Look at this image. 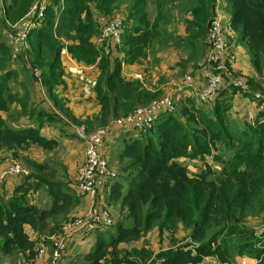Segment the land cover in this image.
I'll use <instances>...</instances> for the list:
<instances>
[{
	"label": "trees",
	"instance_id": "obj_1",
	"mask_svg": "<svg viewBox=\"0 0 264 264\" xmlns=\"http://www.w3.org/2000/svg\"><path fill=\"white\" fill-rule=\"evenodd\" d=\"M35 1L4 0L6 19L17 23ZM54 1L56 7H50L40 27L29 34L20 59L26 57L41 71V83L44 86L48 83L50 96L62 111L65 99L58 97V91L67 87L65 50L72 60L97 66L100 71L90 89L96 94L101 109L83 121L86 129L92 130L93 122L108 126L116 118L134 111L142 97H159V92H150L140 81L123 77L122 66L142 62L161 33L158 25L163 21L164 10L178 0L131 1L127 23L126 18L123 20V32L129 31L123 43V58L115 51L103 56L97 48L101 24L96 13L111 15L121 0ZM202 1L196 8L199 14L204 11ZM225 1L230 12V31L237 32L239 39L246 42L253 64L258 71H263L264 0ZM149 2L157 10L154 22L148 19ZM205 2L207 17L209 2ZM211 18L208 25L206 18L202 24L195 22L206 33L207 44ZM170 19L169 15L167 21ZM131 20L133 23L129 24ZM0 22H4L1 17ZM62 38L72 44L61 43ZM10 61V49L0 41V112L9 113L11 105L16 103L21 109L20 115L8 114V119L16 121L19 128L0 115V151H11L15 157L31 147L46 152L57 149L59 141L42 134V129L51 127L61 116L30 107L32 102L27 92L22 97L13 93L9 87L10 80H15L14 71L2 73ZM32 76L38 80L33 73ZM245 81L254 86L252 80ZM229 93L252 96L224 89L217 92L214 101L201 105L202 108L184 104L174 113L162 114L151 129L119 127L125 132L119 136L109 129L104 151L117 169L118 177L106 182L100 190L99 198L100 201L104 198V203L99 204L109 209L112 218V211L118 210L119 218L116 222L113 218L112 226L94 232L97 236L94 248L77 255L79 261L62 264H136V257H124L119 247L137 242L154 230L159 236L160 252L155 254L146 249L138 254L146 259L154 255L151 264H203L208 258L226 263L237 255H248L257 264H264V233L259 237L255 229L244 223L261 211L259 206L263 203L264 125L246 124L243 130L236 129L228 116ZM20 117L34 120L35 124L21 125ZM112 145L118 153L117 161L108 153ZM209 158L213 165L205 163ZM180 160L200 161L202 165L204 162V167L191 173ZM47 167L48 164H39V172L25 177L10 197L0 196V256L20 253L31 260L36 241L30 235L39 236L46 231L57 234L63 230L62 220L58 218L69 219L77 207L78 198L67 183L40 173ZM41 189L50 198L47 208L28 200L31 193ZM183 228L188 239L179 242L181 229L180 241L186 237Z\"/></svg>",
	"mask_w": 264,
	"mask_h": 264
},
{
	"label": "rangeland",
	"instance_id": "obj_2",
	"mask_svg": "<svg viewBox=\"0 0 264 264\" xmlns=\"http://www.w3.org/2000/svg\"><path fill=\"white\" fill-rule=\"evenodd\" d=\"M37 1L38 0H36L35 3ZM60 1H62V0H60ZM131 1L132 0H121L118 4L119 6L117 5L118 6L117 9L111 15L104 14L101 11L100 12L102 14L98 12L99 15H97V18L101 24V34L97 37V48L100 50L101 55L108 56L109 54L106 53L107 51H109V53H110V52L118 49V53L121 54L122 58L124 57L125 54H124L123 50H125V49H123V43L125 41L127 34L129 33V31H125V32L122 31V34H121L122 43L121 44H116L114 41H112L110 39H106V40L101 41V37H102V31L105 28V26L109 22H111L116 15H119L123 20H124V18H126V23H127L128 9H129V6L131 4ZM178 1L173 2L168 8H166V10H164V12L161 16L163 21L160 22V24L158 25V26H160L161 33L156 38L152 48L147 51L146 57L142 60V62L140 64H135L132 66H126L129 68L130 74H132L134 76H136L137 74L139 75L140 78L135 79V80L140 81L141 84L143 85V87H145L146 89L147 88L149 89V87H152V90H155V91L154 92L150 91V92H152L154 94H156L157 92L160 93L159 97H155L154 99H148L146 97H142L141 99H139V102L137 103V105H139V106L135 107V109L138 107H146L150 103H152L153 101H155L157 99H161L164 97H170L167 94L170 93L175 88V86L173 87V86L166 85V86L162 87L163 83L167 79H169L168 75L170 74L171 77H175V78H182V77L184 78V75H186V71L188 70V66L186 65L187 63H185V62H180L178 64H174V65H170V66H166V67L163 66L164 60L169 59V57H171V53L168 52V48H170V47H175V48L180 47L181 48V45L183 44L182 43L183 39L180 36H176L172 32L169 31V30L173 29V27L171 26L172 22L170 20L167 21V17L169 15L171 16V12L174 9L182 11V14L184 11L186 13V11H187L186 9L188 7L187 3L186 2H182V3L180 2V4H178L177 3ZM184 1H186V0H184ZM48 3L50 4L51 9H54L56 7V3L54 0H48ZM222 11H223V14H226L225 16H223L224 34H225V37L229 39V43L231 45L233 42L230 40V37H228V25L230 23L229 11L226 8H223ZM147 13H148V19H150L152 22H154V20L158 17L157 10H156V8L152 2H149V4H148ZM192 15H194L193 11H192ZM184 16H185V14H183V17ZM185 19L183 21H185ZM128 23L132 24L133 21L132 20L130 22L128 21ZM39 27H40V25H38V27L36 29H38ZM162 30H163V32H162ZM5 31H7V29H5L3 26V23L0 22V33H3ZM12 32L13 31H11V33H9V34L4 33V36L2 35L0 37V41H2V42L6 41L4 44L7 47H8L7 41L10 38V35L12 34ZM7 34H8V36H7ZM6 36H7V40H6ZM239 41L242 44H244L248 53L250 54L246 42L244 40H240V39H239ZM203 42H204V38L202 39V43ZM61 43H68L70 45L72 44V42H70L69 40H65L64 38L61 39ZM207 46H208V44H207ZM157 47H163L164 54H165V58L163 60H159L158 58H156ZM198 48H199L198 45H196L194 48H192L193 50L191 51V58H195L196 56H198V53H195L196 51H199ZM22 53H23V51L21 52V54ZM65 53H67L66 50H65ZM65 56H67V55L65 54ZM250 56H251V54H250ZM10 57H11L10 63H12L11 70L14 71V73H15L14 74L15 80H10V84H14L17 80L22 81L23 83L27 84L31 88V90L33 91L32 92L30 90V88L28 86H26V92L29 93V91H30L32 93L33 106L34 107L40 106L43 102H41V104H38L37 103L38 99H41L42 93L44 92L46 94L45 90L49 89L48 83H45L46 88L43 89L44 85L41 84V82H42L41 81L42 80L41 71L38 68L33 67L26 57L20 59V56L18 58V54L14 57L11 52H10ZM166 65H168V64H166ZM15 67H17V68H15ZM19 70L21 73L20 75L17 74V72ZM82 70L83 69L80 68L79 66L78 67L72 66V68L66 70V74L68 77H71L73 75H78L82 79L81 81L80 80H77V81L79 83L81 82V85H83L82 86L83 96L85 98L89 99L91 94H92L91 89H90L91 85H92V79L86 77V75L84 74V72ZM196 70L197 69H194L192 72H194ZM5 72H6V68H3L2 73H5ZM32 73L35 76V78L38 80H35L33 78ZM234 75L238 78L246 80L245 76H240L237 74H234ZM175 78L171 79V82L173 84H174V81H176ZM10 79H12V78H10ZM0 80H1V77H0ZM9 88H11V86ZM12 88L15 89L16 87L12 86ZM39 89H42L43 91H41L39 93ZM247 97L252 99V96H247ZM47 98L49 99L48 95L46 94V99ZM170 98H172L175 101V106L178 110L183 106L182 104L179 105L175 98H173V97H170ZM50 99L55 104V107L58 108L59 113L63 114V116L60 115L61 120L54 122V124H55L54 128L57 131L59 128H61L62 130H64L65 132H68L69 134H67V136H64L61 138L62 144L57 149H55L53 151L46 152V151H42L41 149H39L37 147H33L32 150H28L26 152L27 155H25L23 153V151H21L19 155H16L14 157V159H16L18 162H20L21 165L23 166V168L29 174L31 172H39V170H38L39 164H48L47 169L40 171V173H42L46 176H49V177L51 176L52 178L57 179L59 181L70 180L71 184L74 185V183H75V185H76V179L74 180V178H76V176H77L78 167L81 165V163L83 162V159L85 158V150H86L85 139L81 136V134L79 132L80 128L83 127V125H84V123H83L84 114H83V116H81L79 118H75L71 114L66 113V111H65L67 109L66 100H65V105H64V111H62L60 104L56 103L52 96L50 97ZM215 99H216V96H215ZM194 100H193V98H187L186 105H190V106L194 105V103H195ZM214 100H212V101H214ZM199 104L204 105L201 103H199ZM120 117H118V118H120ZM118 118H116L114 121H116ZM66 123L69 124V126L65 125ZM93 126H94V128H93ZM103 126L105 127V125H103ZM103 126H99L97 123L93 122V125H92L93 129L91 127H90V129H92V130L85 128V133H90L91 131L93 132V130L95 131L96 129L103 127ZM110 128L111 127H109V129ZM128 129H130V128H125V130H128ZM106 141H107V139H106ZM106 141L104 144V150L105 151H106V146H107ZM108 153L111 154L112 160L117 161L118 153H117L116 148L113 145L111 146L110 150H108ZM115 161H113V162H115ZM206 161L207 162H205V163H209V164L211 163V165H213L212 158L206 159ZM183 162H186L188 168H190L189 170L191 171V173L198 172L200 169L197 168V166H199V167L202 166V163L200 161L194 162V161L190 160V161H183ZM112 164H114V163H112ZM203 166H204V162H203ZM24 178L25 177L18 176V177H9V178L0 180V187L6 185L4 188V192L6 195L1 196V197L7 198L5 196H9L12 193L13 183L14 182L20 183L21 181L24 180ZM8 180H13V182H7ZM1 192L2 191H0V193ZM34 193L36 195L34 202L40 204L43 207L50 206V198L43 189H41L39 192H34ZM32 195H34V194H32ZM262 200H263V203L259 206V208H261V211L257 212L255 215L250 216V218L248 220L246 219L244 221V223L247 227L255 229L256 232H258L261 229L262 221L264 218V197L262 198ZM99 202H100V198H99ZM58 220H62L63 230L58 231L57 234H55V233L51 234L49 231H46L45 233L39 235L38 245L40 243H43L44 246L46 247V255L45 256L48 255L46 258L44 257L45 259L43 258L44 260L40 259V260H42V261H40V260H35L34 258H32L31 260L24 259L25 261H23L21 259V258H23L22 254L19 253L18 255L11 256V257L0 256V264H37V263L52 264L53 246H52V243L47 239V237L53 236V235L61 236L63 238H66V240H69V241L74 239L78 242V243H74V247H73V250L71 251L70 255H73L76 252H82L83 250H86L88 247L92 246V244H94L96 242V239H95L94 243H91L89 240V238H90L89 236L92 235L91 237H94V233L85 234L83 232L74 231L73 229L70 228L69 225L73 222L74 219L70 218V219L64 220L63 217H60V218H58ZM65 227L68 230L65 231ZM183 231H184V234L186 233V237L183 236L181 238V241H180V236L182 234V229H181V232L178 236L179 242H185L186 239H188V234H187V231L185 230V228H183ZM112 232H114V230H112ZM66 233L69 234V235H67V237H66ZM158 237L159 236H158L157 230H154V231L148 233L143 239H141L137 242H131L129 244H122L119 247V249L124 254L123 255L124 257H128V255H129V257H136V261H135L136 264H151L152 261L155 260L154 255H152L151 258L146 259L144 256L138 255V254H139L140 250L143 251L146 249H147L146 251L149 250L152 253L155 252V254L160 252L161 246H160ZM165 244H167V242H165ZM164 247H167V246H164ZM91 249H92V247L89 250H91ZM70 255H69V246L67 244L66 254L63 257V259L61 260L60 264H62L63 262L66 263L69 261H79V259H77L78 256L71 257ZM248 259H252V260H248ZM38 261H40V262H38ZM230 263L231 264H257V260L254 258H251V256H248V255H242V256L237 255L232 259V261Z\"/></svg>",
	"mask_w": 264,
	"mask_h": 264
},
{
	"label": "crops",
	"instance_id": "obj_3",
	"mask_svg": "<svg viewBox=\"0 0 264 264\" xmlns=\"http://www.w3.org/2000/svg\"><path fill=\"white\" fill-rule=\"evenodd\" d=\"M205 1L209 2V6L207 7L209 14L207 17H206V12H205V7H206ZM180 2L181 3L182 2L187 3V5H188V7L186 9L187 11H186V13H185V11L183 12V14H185V16L183 17L182 11H179V10H176L173 8L174 10H172V12H171V19H170V21L172 22L171 26L173 27V29H171L169 31L172 32L176 36H180L183 39V41H182L183 44L181 45V48L180 47L168 48V52L171 53V57H169V59L164 60L163 66L166 67V66L178 64L180 62H185V63H187L186 65L188 66V70L186 71V75H184V78L183 77L182 78L171 77L169 74L168 75L169 79H167L163 83L162 87H164L166 85L173 86V87L175 86V88L170 93H168L167 95L175 98L179 105H181V104L186 105L187 98H193V100L195 99L194 105L196 106V108H202V106L199 104V102L196 99V93L201 88H203L205 83H206L207 78H206V71H205V59H206V56L208 53V46H207L206 33H204L202 31V28L200 27V25L197 26L195 24V22H198L199 24L201 22V24H202L203 20L206 18L205 24L208 25V22H209L211 16H213L214 13H216V12H218L222 16V19H223V16H225L226 14H223L222 10H223V8H226L227 3L225 0H203L202 2H203V6H204V11L201 14H199L198 12H196V8L200 6L201 0H186V1L179 0L177 3L180 4ZM5 5L6 4L4 3V0H0V17L4 21L3 22L4 28L7 29V31L2 33L3 36H4V33L9 34L11 32L10 24H13L6 19V7H5ZM192 11L194 12V15H192ZM97 15H99V14L96 13V16ZM229 16H230V12H229ZM184 19H185V21H183ZM8 34H7V36H8ZM7 36H6V40H7ZM228 37H230V40L233 42L231 44L232 50L237 55V60L233 63V65L231 67L232 73L240 75V76H245L246 78L252 80V82L254 83L253 84L254 86L252 87L253 91L264 93V70L258 71L255 68V66L253 65L252 58H251L250 54L248 53L246 47L244 46V44H242L239 41V34L237 32H231L229 29V25H228ZM203 38H204V42L202 43ZM5 42H3V43H5ZM196 45H198V47H199L198 48L199 51L195 52V53H198V56H196L195 58H191V51L193 50L192 48H194ZM156 50H157L156 58H158L159 60H163L165 58L163 47H157ZM65 54L67 55V56L64 55V68H65V70L72 68V66H75V67L79 66L80 68L83 69L82 71L84 72L86 77L92 79V81H95L99 77L100 71H99L97 66H85L81 63H77L76 61L72 60V58L68 55V53H65ZM166 64H168V65H166ZM11 65H12V63H8V65L6 66L7 67L6 71L11 70V68H12ZM15 68H17V67H15ZM194 69H197V70L192 72ZM17 74L18 75L21 74L20 70L17 72ZM122 75H123V77H125L129 81H134L135 79L140 78L138 74L136 76L130 74L129 68L126 66H122ZM187 77H190V80H188ZM173 78L176 79V81H174V84L171 82V79H173ZM65 80L67 82V87L64 89H63V87L60 88V90L58 91L60 95H58V97L66 100V102H67V105H66L67 109L65 110L66 113L71 114L75 118H79V117L83 116V114H84V120L87 118H92L95 115H97L99 113L101 107L99 106L98 101L96 99V94L94 92H92L89 99H87L83 96V93H82V86L83 85H81V82L79 83L77 81V80L81 81L82 79L78 75H73L71 77L67 76L65 78ZM10 86H11V88H12V86L16 87L15 89L12 88L13 93L18 95L19 97H22L25 94L26 86H28V85L23 83L22 81L17 80L14 84H10ZM44 88H46V87L44 86L43 89ZM30 90H31V88H30ZM148 90L155 91V90H152V87H149ZM41 91H43V90L39 89V93ZM45 91H46V94L48 95L49 99L48 98L46 99V94L43 92L41 99H38V102H37L38 104H41V102H43V103L40 106H36V107L33 106L32 93L29 91L30 99L32 102L30 107H33V108L39 109V110H44V112H47V113H55L57 115L63 116V114L59 113L58 108L55 107V104L50 99L51 96H50L49 91L47 89ZM228 96H229L228 99H230V102H229L230 110H229L228 116H229L230 122L232 123V125H234V127L236 129L243 130L244 125H246V124L250 125V126H255L262 120L261 118H264V115L262 113H260V111H259L257 102H255L254 100L250 99L247 96H244L242 93H237L235 95H233V93H229ZM9 113H12L15 116L17 114L20 115L21 109H20L19 105L17 103L11 105ZM9 113L0 112V115L4 119H8ZM8 123H10L11 125L14 124L15 128H19L16 125V121L8 119ZM19 123L21 125H32V126L35 124L34 120H30L26 117H20ZM260 124L264 125V122L263 123L260 122ZM65 125L69 126V124H67V123ZM54 127H55V124H54V122H52L51 127L46 126L42 129V134H44L48 138L57 139L59 141V144L61 145L62 144L61 138L64 136H67V134H69V133L65 132L61 128H59L57 131ZM107 127H111L117 136H119L122 133H125L124 131H121L119 129V127L116 125L114 120L111 121V123H109ZM81 130H83L85 132V126L84 125H83V127L80 128V130H79L80 133H81ZM32 148L33 147H31V149H29V150H32ZM27 151H25V153H24L25 155H27V153H26ZM13 159H14V156L12 155L11 151H0V173L10 165V163ZM84 159H83V162H84ZM180 161L182 163H184L185 165H187L186 162H183V161H189V160H183V161L180 160ZM205 162H207V161H205ZM117 165H115V166H117ZM202 167H204V166L202 165ZM197 168H199V166H197ZM75 179L76 178H74V180ZM61 181H63V180H61ZM7 182H13V180H8ZM63 182L67 183V185L70 186V188L72 189V191L74 192V194L78 198L77 207L72 211V213L68 216V218L70 219V218H75V217H81V216L87 214L88 211L90 210V205H91L90 198L87 197L86 195L82 194L77 189L75 183H74V185L71 184L70 180L63 181ZM21 183L22 182H20V183L14 182L12 193L9 196H5V197H7V198L10 197L14 193V190L16 189V187L18 185H20ZM5 186L0 187V191H2L0 193V196L6 195L4 192ZM32 194H34V195H32ZM35 196H36L35 193H31V195L28 196L29 202L34 203V204L43 208V206L34 202V200L36 198ZM98 202H99V195H98ZM100 202L104 203V198ZM112 214H113L114 221L116 222L119 218L118 210H113ZM66 230H68V229L65 227V231ZM67 235H69V234L66 233V236ZM30 236L33 240L36 241V246H37L38 241H39V236L32 235V234ZM91 236H89L90 237L89 240L91 243H94L95 239L97 241L96 235H94V237H91ZM74 243H78V242L74 239L71 241L67 240V244L69 246V255L71 254V251L73 250ZM95 244H96V242L94 244H92V246L88 247L86 250H83L82 252H76L70 256L74 257V256H77V255L85 253V252H90L94 248ZM91 247H92V249L89 250ZM47 256H45V258ZM22 257L23 258H21V259L23 261H25L24 260L25 257L23 255H22ZM44 259H42V260H44ZM42 260H40V261H42ZM248 260H252V259H248ZM40 261H38V262H40ZM219 263L220 262L215 258H211V259L209 258V259L204 260V262H203V264H219ZM37 264H40V263H37Z\"/></svg>",
	"mask_w": 264,
	"mask_h": 264
},
{
	"label": "built area",
	"instance_id": "obj_4",
	"mask_svg": "<svg viewBox=\"0 0 264 264\" xmlns=\"http://www.w3.org/2000/svg\"><path fill=\"white\" fill-rule=\"evenodd\" d=\"M49 8L48 0H38L24 17L17 23L10 24L13 32L7 41V45L14 57L18 54L19 58L21 52L27 46L29 34L45 19ZM122 31L123 19L116 15L103 29L101 41L110 39L116 44H121ZM114 51L116 53L118 49ZM106 53L111 54L109 51ZM236 60L237 55L232 50L229 39L224 34L222 16L216 12L212 16L208 27V53L205 59L207 79L204 87L197 91L196 98L199 103L207 105L214 100L217 92L221 90H238L251 94L254 101L258 104L260 113L263 114L264 93L254 92L248 82L232 73L231 67ZM187 79L190 80V77H187ZM176 111L175 101L170 97H164L153 101L146 107L136 108L129 114L118 118L115 123L123 129L133 128L142 131L151 129L162 114H171ZM261 119L260 122L263 123L264 118ZM80 134L85 139L86 150L84 162L81 163L77 170L76 187L82 194L90 198L91 205L87 214L77 217L69 226L74 231L92 234L97 229H106L114 223L109 209L99 204L98 195L106 182L115 180L118 177V171L110 164L109 158L104 151L109 127L103 126L90 133H85L81 130ZM28 175L29 173H27L21 163L13 159L10 165L0 173V180L9 177H27ZM263 233L264 218L261 229L256 232V235L262 237ZM47 239L53 246L52 264H59L66 254L67 240L55 235L49 236ZM45 255L46 247L43 243H40L34 249V259H43Z\"/></svg>",
	"mask_w": 264,
	"mask_h": 264
}]
</instances>
